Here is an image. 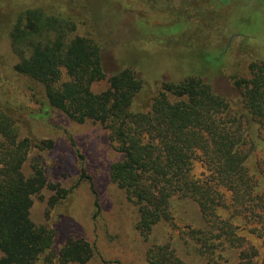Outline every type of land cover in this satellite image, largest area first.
Listing matches in <instances>:
<instances>
[{"label":"rangeland","instance_id":"obj_1","mask_svg":"<svg viewBox=\"0 0 264 264\" xmlns=\"http://www.w3.org/2000/svg\"><path fill=\"white\" fill-rule=\"evenodd\" d=\"M78 1L29 4L49 16H62L76 28L75 37L95 35L103 44L108 77L124 62L141 67L151 99L157 94V82H174L189 74L204 75L217 93L236 104L240 92L234 85L248 82L243 86L247 93L252 71L264 68V4L260 7L264 0H85L96 11L109 12L92 25L76 7ZM11 3L0 0V113L10 118L19 141L54 144L51 150L31 151L22 170L25 177L33 176L36 158L47 178L30 212L35 226L55 236L52 260L43 264H58L70 240H83L92 247L87 264H264V119L245 129L252 186L245 196L217 183L200 151L190 176L216 194L210 220L195 201L175 198L162 207L163 219L143 233L138 229V206L111 181L110 168L122 156L107 132L94 123L68 120L50 107L41 85L16 73L18 58L9 37L14 19L7 18L5 31L1 26ZM225 40L224 54L229 49L232 53L226 59L221 48ZM222 66L221 71L209 70ZM107 89V80L92 87L95 94ZM212 220L219 228L215 234Z\"/></svg>","mask_w":264,"mask_h":264},{"label":"trees","instance_id":"obj_2","mask_svg":"<svg viewBox=\"0 0 264 264\" xmlns=\"http://www.w3.org/2000/svg\"><path fill=\"white\" fill-rule=\"evenodd\" d=\"M33 1L12 0L1 18L3 31L7 29V18L14 19L9 37L18 58L15 71L41 85L50 107L68 120L94 123L107 132L110 143L122 156L110 168V178L138 206L140 231L150 232L163 219L162 207L175 198L195 201L210 220L216 194L190 176L200 151L217 183L241 198L250 191L246 161L251 150H247L250 143L245 129L264 119V89L260 87L264 85V73H260L264 68L252 69V88L246 87L247 93L243 86H249L248 82L234 85L240 92L236 104L217 93L204 75L189 74L174 82L156 81L157 94L151 99L150 84L141 67L124 62L118 73L108 77L99 39L95 35L75 37L76 28L70 22L33 9ZM84 1L75 5L90 23L109 15ZM263 4L260 2V7ZM227 43H222V54ZM231 55L229 49L222 57ZM223 69L225 66L209 70ZM105 80L108 89L93 93L92 87ZM171 97L179 102H171ZM9 119L0 113V264H43L52 260L55 236L35 226L30 212L33 198L47 186V178L42 162L36 158L33 176L25 177L22 170L31 151L51 150L54 144L19 141ZM209 223L215 234L218 224L214 220ZM91 248L83 240H70L58 264H87L93 256Z\"/></svg>","mask_w":264,"mask_h":264}]
</instances>
